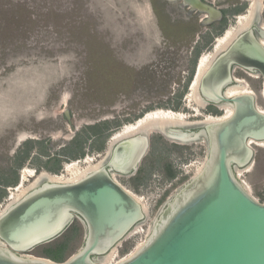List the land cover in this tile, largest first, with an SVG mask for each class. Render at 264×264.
I'll use <instances>...</instances> for the list:
<instances>
[{
	"label": "rangeland",
	"instance_id": "obj_1",
	"mask_svg": "<svg viewBox=\"0 0 264 264\" xmlns=\"http://www.w3.org/2000/svg\"><path fill=\"white\" fill-rule=\"evenodd\" d=\"M204 1L221 11L245 5L241 14L227 17L228 26L222 35L235 28L239 17L247 15L250 7L249 0ZM259 11L260 26L264 27V0ZM204 17L180 1L0 0V171L28 140L46 144L52 156L86 126L107 120L119 123L110 133L102 154L91 153L80 160L66 161L58 175L67 178L64 169L72 162L86 168L84 161L88 158L94 164L102 160L115 132L144 113L166 110L160 104L181 92L189 74L191 53L209 30L203 24ZM219 37L213 38L209 50L201 52L196 65L201 56L213 52ZM106 56H110L111 63L104 60ZM233 76L246 82L247 90L256 97L258 109L264 112L261 77L241 69H235ZM190 85L191 82L181 99L186 111L175 113L184 114L187 122H201L208 117H220L207 112L213 107L222 116L224 110L218 105L199 108L190 101ZM150 107L153 109L148 110ZM156 137L169 145L189 148L182 150L187 161L178 158L175 152L169 153L172 165L179 171L169 182L163 183L157 171L166 153L159 149L157 155H151L153 144H158L153 140ZM253 148V163L248 170L240 171L239 179L260 201L256 193H264V145ZM206 156L207 145L203 140L182 144L152 133L137 170L142 169L150 176L146 178L147 184L137 185L140 193L131 188L135 185L131 178L137 172L129 177L115 175L122 187L143 201L147 215L137 229L138 232L143 227L144 233L134 232L117 248L114 264L144 242L160 207L201 169ZM25 170L35 172L27 163L19 169L18 183L6 188V198L10 192L16 194L15 188ZM33 181L28 179L25 186ZM165 192L167 196L158 203ZM4 200L0 211L9 203ZM76 222L82 230L75 243L78 251L84 228L81 222ZM126 243H132L133 247L122 256L120 251ZM25 255L38 257L35 249Z\"/></svg>",
	"mask_w": 264,
	"mask_h": 264
},
{
	"label": "water",
	"instance_id": "obj_2",
	"mask_svg": "<svg viewBox=\"0 0 264 264\" xmlns=\"http://www.w3.org/2000/svg\"><path fill=\"white\" fill-rule=\"evenodd\" d=\"M166 1L203 14L206 25L222 16L204 0ZM260 22L257 5L199 80L198 93L207 106H232L227 119L161 132L145 127L108 143V154L87 174L62 183L38 179L0 213V264H105L146 218L143 206L113 174L137 172L152 133L182 144L203 140L207 156L160 207L144 242L115 264H264V203L236 174L253 163L256 144L251 143L264 142V112L254 94L226 97L227 90L243 86L233 76L235 69L258 74L264 96ZM75 220L83 225V243L64 262L25 255L59 238Z\"/></svg>",
	"mask_w": 264,
	"mask_h": 264
},
{
	"label": "trees",
	"instance_id": "obj_3",
	"mask_svg": "<svg viewBox=\"0 0 264 264\" xmlns=\"http://www.w3.org/2000/svg\"><path fill=\"white\" fill-rule=\"evenodd\" d=\"M244 7L245 5H241L222 10L221 18L213 24H208L207 27L209 30L202 35L201 41L197 43L191 53L190 70L186 82L183 85V89L175 95V97L169 98L166 102L161 103L159 107L165 108L166 110L169 109L174 112L186 111L181 103V99L193 79L194 68L198 57L203 50H209L211 48L214 37L222 35L228 26L227 17H235L236 15L241 14L244 11ZM109 57L110 56H106V58H104L107 63H111ZM151 109L153 108L150 107L148 110ZM207 112L211 113L212 116H221V111H218L213 107H209ZM139 117L141 118L142 115ZM118 125L119 123L116 124V122H110L107 120L92 126H86L81 131L76 133V135L68 142L67 146L52 156L49 152V147L45 146L46 144L34 140L24 142V144L15 152L12 159L9 160L7 164L8 166L0 171V203H2L6 198V188L17 185L18 170L23 168L26 163L28 165H32L36 173L44 170L52 175H58L62 171L63 163L66 161L80 160L86 154L91 153L102 154L105 150V144L110 136V133L112 130L117 129ZM153 140L158 144H153V151L151 152V155H157V151L159 149V152L166 153V155L162 158L164 159L162 166L158 168L159 170H157L161 175L162 182L172 181L177 177L179 171L172 165L169 153L175 152L178 154V158L183 161H187L188 158L182 154V150L188 151L189 148L186 146L169 145L163 142L160 137L153 138ZM143 172L144 171L141 169L131 178V182L135 184L132 185L131 188L135 193H140L138 186L142 183L144 185V183L148 182L146 178H150L149 175L144 174ZM256 195L260 198V202H264V193L257 192ZM166 196L167 192L162 195L158 203L165 199ZM81 232V227L75 220L59 238L48 244L37 247L35 249V253L38 254V257L46 258L54 262H64L71 255L76 253L77 246L75 243L76 239L81 236ZM132 247V243L124 244L120 254L124 256L131 250Z\"/></svg>",
	"mask_w": 264,
	"mask_h": 264
},
{
	"label": "bare ground",
	"instance_id": "obj_4",
	"mask_svg": "<svg viewBox=\"0 0 264 264\" xmlns=\"http://www.w3.org/2000/svg\"><path fill=\"white\" fill-rule=\"evenodd\" d=\"M250 7L248 14L245 16H240L239 21L237 23V26L235 28H230L228 29L224 35L220 36L219 38L216 39L215 41V47L213 49V52L208 55H203L200 57L197 70L195 71V77L193 78L190 86V97L193 103H195L196 106L199 108H203L206 105V103L203 101V99L199 96L198 93V86H199V80L201 76L204 74V72L207 70V68L210 66L211 62L214 60V58L221 53L222 51L225 50L227 47L228 43L230 40L234 37L236 32L244 25L246 24L253 11L259 5V10L261 8V0H249ZM264 30V27H262ZM261 43L264 45V40H260ZM236 82L242 83V87L240 88H233L229 89L226 91V97L231 98L233 96H237L240 94H253L251 91H248L246 88V82L243 80H237L235 79ZM262 97L264 99V96L262 94ZM221 108H223L224 113L220 117H208L206 120L201 121V122H187L186 121V116L182 113H175L173 111L169 110H153L150 112H147L146 116L143 118V116L140 118L139 121L132 123V124H126L123 126V128L117 132H115L110 139L109 142V147L116 142L117 140L129 136L131 134H134L135 132H140L143 128H148V129H154V132H158L163 129L167 128H172L176 126H196L198 124H203V123H210V122H215V121H221L227 119L232 113H233V108L231 105H226V104H219ZM161 132V131H160ZM251 144H256L257 146H263L264 142L261 143H254L252 142ZM109 147L107 149L106 155L109 152ZM103 159V158H102ZM102 160L97 163H93L91 159H87L84 161L85 164L88 166L86 168H79L78 162H72L71 164H67L65 166L64 172H66L67 178L62 174V175H51L49 173L42 172L40 174L35 173L33 170H25V172L21 176V181L20 185L16 188L15 192L16 194H12L11 199L9 203L6 205L9 206L11 203H13L21 194L24 190L27 188L31 187L32 185L36 184L38 182V179H44V180H49V181H54V182H65L70 179L79 177L81 175L87 174L90 170H92L98 163H100ZM249 169V168H248ZM245 169V170H248ZM200 170V169H199ZM244 170V171H245ZM241 171V170H240ZM240 171H236L237 176L239 177ZM198 172V171H197ZM115 177V175L113 174ZM33 178L34 181L26 187L25 183L28 182V179ZM133 195V194H132ZM133 197L143 206L145 212H147V207L145 204H143V201L135 195ZM5 209H1L0 213H2ZM140 224L137 225L135 228L132 229V231L129 233L128 237L131 236L134 232H137V229L139 228ZM117 254V247L114 248V251L108 261L105 264H114V258L116 257ZM103 264V263H102Z\"/></svg>",
	"mask_w": 264,
	"mask_h": 264
},
{
	"label": "built area",
	"instance_id": "obj_5",
	"mask_svg": "<svg viewBox=\"0 0 264 264\" xmlns=\"http://www.w3.org/2000/svg\"><path fill=\"white\" fill-rule=\"evenodd\" d=\"M243 181V180H242ZM244 182V181H243ZM245 183V182H244ZM15 190H16V188H15ZM10 195L8 196V198H6L5 200H4V203H8L9 201H10V199H11V196H12V193L10 192L9 193ZM3 204V203H2ZM2 204H0V206L2 205ZM140 231V232H139ZM137 233H144V230H143V227H141L140 228V230H139Z\"/></svg>",
	"mask_w": 264,
	"mask_h": 264
}]
</instances>
